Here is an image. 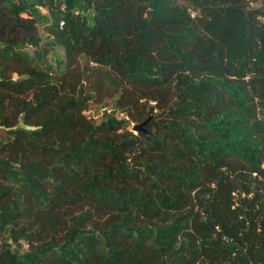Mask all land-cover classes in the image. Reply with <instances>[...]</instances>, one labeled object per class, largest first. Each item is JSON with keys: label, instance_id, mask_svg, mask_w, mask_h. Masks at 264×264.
<instances>
[{"label": "trees", "instance_id": "trees-1", "mask_svg": "<svg viewBox=\"0 0 264 264\" xmlns=\"http://www.w3.org/2000/svg\"><path fill=\"white\" fill-rule=\"evenodd\" d=\"M251 1L0 0V264H264Z\"/></svg>", "mask_w": 264, "mask_h": 264}, {"label": "rangeland", "instance_id": "rangeland-1", "mask_svg": "<svg viewBox=\"0 0 264 264\" xmlns=\"http://www.w3.org/2000/svg\"><path fill=\"white\" fill-rule=\"evenodd\" d=\"M248 4H249L248 7L252 9L259 7L258 2H253L251 0H248ZM75 10L76 12H79L81 14H84L87 12L85 9L83 0H76ZM40 13L39 14L42 16L43 12L41 10H40ZM39 14H38V17H39ZM38 30H39V34H40L42 41L43 42L49 41V38L42 32L41 26L38 27ZM56 57L62 60L63 55H62V51L59 48L54 47L52 50V53L49 55V59L50 61L53 62ZM84 115L87 119H89L94 124H98L102 122L103 120H106L108 117H113L115 119H121L123 117L122 114H120L115 109L114 101L110 99H107L100 104H90L88 108L86 109V111L84 112ZM134 124H137V122L136 123L129 122L128 128L131 129V127Z\"/></svg>", "mask_w": 264, "mask_h": 264}, {"label": "water", "instance_id": "water-1", "mask_svg": "<svg viewBox=\"0 0 264 264\" xmlns=\"http://www.w3.org/2000/svg\"><path fill=\"white\" fill-rule=\"evenodd\" d=\"M150 117H147L144 121L134 124L130 131H132L135 134H143V135H147L148 132L145 129L146 124L150 121Z\"/></svg>", "mask_w": 264, "mask_h": 264}]
</instances>
